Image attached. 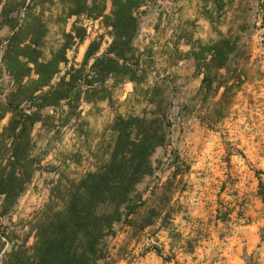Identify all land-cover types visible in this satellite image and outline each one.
<instances>
[{
    "label": "rangeland",
    "instance_id": "374dc122",
    "mask_svg": "<svg viewBox=\"0 0 264 264\" xmlns=\"http://www.w3.org/2000/svg\"><path fill=\"white\" fill-rule=\"evenodd\" d=\"M140 1L132 11L133 51L120 64L146 74H139L137 86L110 76L87 94L84 83L97 76L94 59L85 64L86 53L94 42L96 57L111 47L114 0H52L38 7L37 0H0V15L6 8L13 23L22 24L28 5L42 14V61L60 59L43 92L81 77L70 99L44 109L43 122L32 128L30 161L14 183L17 195L0 194V264L12 252L28 251L35 242L30 226L40 213L60 209L81 180L115 162L119 148L137 152L141 168L125 202L98 207L135 211L128 225L116 226L123 227L117 264H264L258 195L264 181V0ZM74 26L85 30L84 41ZM11 33L8 25L0 27V58ZM221 39L232 42L230 70L240 81L226 97L224 89L216 95L203 90L200 70ZM220 76L210 75L215 84ZM11 88L0 73V105ZM10 117L0 121V133ZM133 158L127 160L132 168L138 165Z\"/></svg>",
    "mask_w": 264,
    "mask_h": 264
},
{
    "label": "trees",
    "instance_id": "16d2710c",
    "mask_svg": "<svg viewBox=\"0 0 264 264\" xmlns=\"http://www.w3.org/2000/svg\"><path fill=\"white\" fill-rule=\"evenodd\" d=\"M51 1L37 0V7ZM132 1L127 0L123 3L114 0L117 7L112 23L114 40L108 52L96 57L98 45L94 42L88 48L85 64L94 59L92 69L97 78L84 83L87 94H95L94 84L98 81L103 83L110 76H114L120 82L131 80L136 82L137 86L139 74H146V71L129 67L126 62L120 64V61L125 60L126 55L133 51L131 40L136 30V20L132 11L143 5V1ZM25 9L22 24L9 21V11L6 8L0 15L2 19L0 27L8 25L12 32L2 45L4 52L0 58V73L8 77L12 87L6 101L0 105V121L8 114L11 115L8 125L0 133V194H6L8 199L17 195L14 183L19 181L18 170L25 168V163L30 161L31 130L37 123L43 122V110L48 107L56 108L62 101L70 99L71 92L81 80V77H74L70 82L43 92L58 72L60 59L55 56L51 61H42L41 50L47 36V26L42 14L36 12V6L32 9L28 5ZM100 16L97 15L96 18ZM73 32L81 42L84 41L85 30L78 31L74 26ZM233 51L232 42L228 39L219 40L209 49L212 61L205 63L200 69L204 70L206 75L203 90L216 95L218 91L224 89L223 94L226 97L238 88L239 77L234 75L232 69L230 70V55ZM222 70H226L228 74L220 76ZM213 71L220 76L219 80H222L217 84L210 77ZM33 74L39 78L33 79ZM82 93L83 91L79 89L78 96L80 97ZM24 105H29L30 111L24 108ZM172 106L171 103L169 109ZM169 127H172L170 123ZM119 133L120 137L125 133L122 126ZM138 134L137 136L141 138V133ZM120 143L121 141L118 147H121ZM136 154L129 149L119 148L115 153V162L105 171L89 174L81 180L70 193H67L60 209L42 211L30 226L35 238L33 246L28 251L12 252L8 256L7 264H117L116 243L122 228L129 224L135 211H98V207L110 202L126 201L125 196L130 182L135 180L141 168L140 157ZM132 156H134L132 163H138L133 168L129 166L130 161H127ZM23 186L21 191L24 190ZM258 195L264 204V181L261 179ZM119 224L123 227L117 230L116 226ZM261 240L264 242V231ZM247 264L256 262L249 261Z\"/></svg>",
    "mask_w": 264,
    "mask_h": 264
}]
</instances>
